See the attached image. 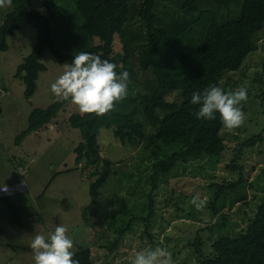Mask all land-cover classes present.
Segmentation results:
<instances>
[{
    "label": "trees",
    "instance_id": "1",
    "mask_svg": "<svg viewBox=\"0 0 264 264\" xmlns=\"http://www.w3.org/2000/svg\"><path fill=\"white\" fill-rule=\"evenodd\" d=\"M3 1L14 8L6 25L0 29V52L9 49L8 38L21 29V22L25 21L37 30L33 50L15 73V77L23 80L27 99L35 95L40 75L47 70L42 61L47 50L60 64L70 63L79 51L89 52L114 62L117 72L126 70L129 74L127 95L115 101L112 109L103 114L76 111L69 116L70 126L79 129L81 135L74 148L76 167L82 172L89 170V176L93 178L85 216L102 197V189L114 172L115 161L102 155L99 142L102 128L111 129L123 145L142 142L161 147L162 153L164 149L168 151L149 165L151 189L144 202L146 213H135L134 209L128 208L131 215L127 224L118 229L109 244H104L103 247L114 251L136 224L142 222L146 229L149 227L156 215L157 192L162 186H168L170 174L201 158H206L204 167L213 166L216 158L226 151L221 132L229 128L223 126L219 114L214 119H197L194 115L196 105L189 103L190 96L192 91L202 90L210 84L222 88V78L240 70L248 56L256 51V36L264 29V0H183L177 4L172 0H43L45 13L33 6L34 0ZM138 1L141 6L132 17L131 4ZM161 3L172 4V10L179 9L181 15L176 25L169 12L165 16L158 12ZM136 22L145 31L140 43L143 51L139 67L132 59L134 36L131 26ZM116 38L120 40L121 51L115 50ZM149 69L162 94L136 90L138 70ZM167 91L177 96L169 100L165 97ZM257 97L264 99V91ZM68 102L70 99L61 98L47 107H35L28 116V126L16 136L15 143L22 144L28 135L52 122ZM246 137L238 147L240 151L263 139L261 132ZM173 145L176 149L168 147ZM238 160L236 157L228 163V173L222 174L221 180L213 183L210 189L209 207L217 217V221L207 226L213 234L211 243L203 239L200 230L196 231L193 240L187 244V264L192 261L194 264H264V196L261 195L258 206L255 203L256 210L248 215L246 225L240 231L228 227V223L233 226L235 221L229 220L228 214L223 212L226 198L243 195L242 190H246L248 184L244 162L236 163ZM20 167L26 170L23 164ZM174 191H167L169 197L166 199L176 202L179 195L175 196ZM0 202L9 211L10 222L23 226L19 206L11 202L8 195L1 196ZM192 207L197 208V204L193 202ZM187 215L202 219L191 212ZM72 258L78 264H95L91 247L80 246Z\"/></svg>",
    "mask_w": 264,
    "mask_h": 264
},
{
    "label": "rangeland",
    "instance_id": "2",
    "mask_svg": "<svg viewBox=\"0 0 264 264\" xmlns=\"http://www.w3.org/2000/svg\"><path fill=\"white\" fill-rule=\"evenodd\" d=\"M181 1L172 0L175 4ZM42 2L34 0L33 6L45 13ZM140 4L139 1L131 4L132 17L137 15ZM170 6L161 3L158 12L164 16L169 12L176 25L181 13L179 9L172 10V4ZM13 8L0 0V29L6 25ZM218 9L222 11L220 6ZM131 28L134 36L132 59L139 67L143 51L140 43L144 40L145 31L137 22L134 26L132 23ZM36 39V28L23 21L21 29L8 38L9 49L0 52V185L20 180L25 187L8 195L11 202L19 206L24 225L12 224L9 211L2 210L0 264H34L29 247L32 237L37 233L46 236L58 224L68 229L67 235L73 241L71 251L74 253L80 246L91 247L95 264H130L135 251L156 246L171 253V264H187V244L193 240L196 231L200 230L203 239L211 243L209 240L213 234L207 226L217 221V217L209 207L210 189L213 183L221 180L222 174L228 173V163L236 157L244 162L248 184L246 190H242L243 195L235 196V200L231 196L226 198L223 212L228 214L229 220L235 221L233 226L228 223L232 231H240L246 225L248 215L256 210L255 203L261 201V195L264 196V99L257 97L264 91V29L256 36V51L248 56L240 70L222 78L224 90L247 89V99L239 105L244 116L242 123L221 132L225 137L226 151L216 158L213 166L204 167L206 158H201L170 174L168 186H162L157 192L156 215L149 227L146 229L142 222L136 224L114 251L103 247L104 244H109L118 229L127 224L131 215L128 208L134 209L135 213H146L144 202L151 189L149 165L157 156L168 151L164 149L162 153L161 147L142 142L123 145L111 129L102 128L99 135L102 155L115 161L114 172L102 189V197L87 210L85 216L83 213L90 201L89 185L93 178H90L89 170L82 172L75 164L74 148L81 135L79 129L70 126L69 116L79 111L78 107L71 101L65 105L51 122L53 134L50 137L45 133L41 136L30 134L22 145L15 143L16 136L28 126V116L35 107L44 108L62 98L53 96L50 84L62 73L66 64L58 63L49 50L42 56L47 70L41 73L38 90L31 99L24 96L23 80L15 77L18 65L31 53ZM115 50H122L119 38H116ZM151 71L138 70L139 86L136 90L162 94ZM176 96L171 91L165 93L169 100ZM260 132L263 139L256 145L241 151L238 149L246 136ZM168 147L176 149L175 145ZM13 156L23 159L15 162ZM15 163H18V169ZM22 163L26 166L24 174L19 169ZM55 174L56 177H53ZM173 189L175 196L179 195L176 202L166 199L169 197L166 192ZM192 199L199 207H192ZM176 203L182 209H177ZM189 212L202 219L188 216Z\"/></svg>",
    "mask_w": 264,
    "mask_h": 264
},
{
    "label": "clouds",
    "instance_id": "3",
    "mask_svg": "<svg viewBox=\"0 0 264 264\" xmlns=\"http://www.w3.org/2000/svg\"><path fill=\"white\" fill-rule=\"evenodd\" d=\"M117 65L100 56L79 51L50 84L53 96L70 99L82 113L103 114L127 95L128 72H117ZM247 99V89L224 90L210 84L202 90L192 91L189 103L196 105L197 119H214L219 114L225 128L239 126L243 119L240 103ZM0 190H7L0 186ZM199 207V205H197ZM68 229L58 224L46 236L35 234L29 244L34 264H78L73 259V241ZM130 264H171V253L161 246L134 252Z\"/></svg>",
    "mask_w": 264,
    "mask_h": 264
},
{
    "label": "crops",
    "instance_id": "4",
    "mask_svg": "<svg viewBox=\"0 0 264 264\" xmlns=\"http://www.w3.org/2000/svg\"><path fill=\"white\" fill-rule=\"evenodd\" d=\"M56 119V118H55ZM50 126V127H49ZM58 128V127H57ZM43 133H45L47 136H51L52 134H53V132H52V130H51V122L50 123H48L45 127H43V128H41L40 130H38V131H35V132H33V133H31V134H35V135H37V136H41ZM46 136V137H47ZM44 137V136H43ZM27 138V137H26ZM24 142V141H23ZM20 145H22V144H20ZM13 159L15 160V162H17V160H22L23 158L22 157H14L13 156ZM18 164V163H17ZM23 164V163H22ZM25 164H27V163H25ZM15 165H16V163H15ZM24 165V164H23ZM18 174V173H17ZM18 176H19V174H18ZM19 182H21L20 180H17V181H14V183H12V184H10V183H4V184H1L0 186H3V185H9V186H13L14 184H16V183H19ZM25 189V187L23 188V190ZM14 191H12L11 193H13ZM10 193V194H11ZM7 195H9V194H7ZM0 208L3 210H5V211H7V208H6V206H5V204L3 203V202H0ZM33 225H35V224H33ZM33 225H32V227H33Z\"/></svg>",
    "mask_w": 264,
    "mask_h": 264
},
{
    "label": "built area",
    "instance_id": "5",
    "mask_svg": "<svg viewBox=\"0 0 264 264\" xmlns=\"http://www.w3.org/2000/svg\"><path fill=\"white\" fill-rule=\"evenodd\" d=\"M20 171H24L23 174L25 173L26 170L22 169L20 167ZM3 186H6L7 190H0V197L1 196H4V195H7V194H10L12 191L16 192V191H22L23 188H24V184L22 182L20 183H16L14 184L13 186H9V185H3Z\"/></svg>",
    "mask_w": 264,
    "mask_h": 264
}]
</instances>
